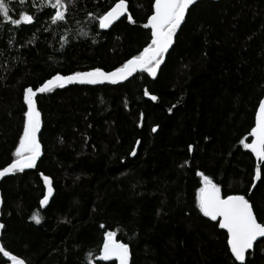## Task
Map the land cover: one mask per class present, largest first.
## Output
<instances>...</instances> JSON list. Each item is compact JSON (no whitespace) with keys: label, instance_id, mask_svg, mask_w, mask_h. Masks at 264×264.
Segmentation results:
<instances>
[{"label":"trees","instance_id":"trees-1","mask_svg":"<svg viewBox=\"0 0 264 264\" xmlns=\"http://www.w3.org/2000/svg\"><path fill=\"white\" fill-rule=\"evenodd\" d=\"M118 1L66 0L65 20L52 24L56 10L42 0H4L33 23L0 16V169L23 134L25 88L56 73L111 71L150 43L153 0H125L127 15L99 28ZM263 97L264 0L197 2L155 78L138 72L36 97L43 155L0 182V247L27 264H115L95 260L111 231L128 244L129 264H240L218 221L199 211L197 172L222 197L245 196L264 223V162L241 143L251 142ZM43 176L54 191L44 208ZM245 264H264V238Z\"/></svg>","mask_w":264,"mask_h":264},{"label":"snow or ice","instance_id":"snow-or-ice-1","mask_svg":"<svg viewBox=\"0 0 264 264\" xmlns=\"http://www.w3.org/2000/svg\"><path fill=\"white\" fill-rule=\"evenodd\" d=\"M42 2L56 9L55 14L51 16L52 24L65 20L66 0H42ZM196 3L197 0H155L154 12L147 18V23L143 25L144 28L151 30L150 43L138 55L127 60L114 71L105 72L96 68L92 71L76 72L67 76L57 74L35 90L32 87L25 89L23 101L27 106V111L24 113L23 134L19 137V144L15 148L13 154L15 158L7 167L0 170V178L16 172H23L25 169L35 168L41 156V144L37 136L41 129V113L36 107L35 99L38 94L48 93L56 87L63 88L66 84L73 83L114 85L137 71L155 77L165 54L174 43L177 30L185 21L186 13ZM125 11V0H119L110 11L99 17V28L108 29L125 15ZM0 16L5 19L9 18V8L4 0H0ZM127 19L129 22H133L130 15L127 16ZM11 23L15 25L32 24L33 16L22 14L19 19L12 20ZM145 95L148 93L145 92ZM151 99L155 100L156 97L152 96ZM152 131L155 132L156 128H153ZM250 136L252 137L250 143H244V141L241 143L255 154L259 161L264 162V99L259 101L258 110L255 113V126L251 128ZM189 150H191V146H189ZM135 154L133 151L132 155ZM197 175L201 177L203 185L199 188L196 196L199 211L204 217L218 221L219 228L226 230L227 246L230 248L232 256L240 264H245L246 252L253 248L254 242L258 238H264V223L258 222L253 206L245 196L228 195L224 198L221 195L220 187L213 183L212 179L200 172H197ZM255 179H261L259 166ZM43 180L48 194L44 196L41 205H44L52 194L51 179L48 176H43ZM32 218L36 223L40 222L38 216L34 215ZM3 227L4 225L0 224V228ZM0 253L12 261V264H24L23 260L11 255L3 247H0ZM99 259L105 261L114 259L119 264H129V246L126 243L118 242L115 239V233L109 231L104 236Z\"/></svg>","mask_w":264,"mask_h":264},{"label":"bare ground","instance_id":"bare-ground-1","mask_svg":"<svg viewBox=\"0 0 264 264\" xmlns=\"http://www.w3.org/2000/svg\"><path fill=\"white\" fill-rule=\"evenodd\" d=\"M203 1V0H202ZM208 1H210V0H208ZM125 3H126V5H127V2L125 1ZM192 7V6H191ZM127 14H125L124 16H126ZM186 15H187V13H186ZM123 16V17H124ZM123 17H121V18H123ZM5 21H9V22H11L12 20H17V17H16V15H14V14H11V13H9V18L8 19H5V18H3ZM117 22V21H116ZM115 23V22H114ZM111 27V26H110ZM109 27V28H110ZM108 28V29H109ZM102 30H106V29H102ZM177 35V34H176ZM176 37V36H175ZM174 42H175V38H174ZM174 44V43H173ZM173 46V45H172ZM170 50V49H169ZM167 55V54H166ZM132 58V57H131ZM130 58V59H131ZM165 58H166V56H165ZM165 58H164V60H165ZM127 60H129V59H126L122 64H121V66L124 64V63H126L127 62ZM163 60V61H164ZM121 66H119V67H121ZM116 69V68H115ZM115 69H113V70H111V71H114ZM87 71H92V70H86V71H82V72H87ZM103 71H105V70H103ZM105 72H110V71H105ZM138 72H140V71H137V72H135V73H133L131 76H129L126 80H124L123 82H118V83H125V82H127L128 80H130V78L131 77H133L134 76V74H136V73H138ZM57 74H59V75H62V74H60V73H56V74H54V75H52L51 77H49L48 79H51L53 76H55V75H57ZM72 74H74V73H71V74H68V75H72ZM157 75V74H156ZM62 76H67V75H62ZM151 77V76H150ZM156 77V76H155ZM155 77H151V78H155ZM47 79V80H48ZM46 80V81H47ZM45 82V81H44ZM43 82V83H44ZM43 83H41L40 85H42ZM106 84H108V83H105V84H100V85H106ZM40 85H38V86H40ZM38 86H36V88L38 87ZM27 88H29V87H27ZM27 88H25V89H27ZM36 88H33V89H36ZM25 89H24V91H25ZM145 92H147L148 93V91L147 90H145L144 91V95H145ZM23 94H24V92H23ZM145 98H148V99H151V97H152V95L151 96H149V94L148 95H145L144 96ZM261 99H264V97L263 98H261ZM260 99V100H261ZM259 100V101H260ZM258 105H259V102H258ZM258 105H257V108H258ZM257 108H256V111H257ZM256 113V112H255ZM254 126H255V121H254ZM137 142H139L138 140L136 141V145L135 146H137ZM42 155H43V148H42V150H41V156H40V158L38 159V161H37V163L40 161V159L42 158ZM257 159V158H256ZM13 160V159H12ZM12 160L10 161V162H8L6 165H4L0 170H2L3 168H5V167H7L11 162H12ZM258 160V159H257ZM37 163H36V165H37ZM13 175V174H12ZM11 176V175H10ZM8 177V176H7ZM4 179V178H3ZM2 181V180H1ZM0 181V182H1ZM42 181H43V178H42ZM43 185H44V183H43ZM44 193H45V186H44ZM44 196V195H43ZM43 198V197H42ZM41 198V199H42ZM40 202H41V200H40ZM40 206H41V204H40ZM103 246V245H102ZM102 246H101V248H102ZM101 248L99 249V253H98V255L95 257V260H97V257L99 256V254H100V250H101ZM129 258H130V255H129ZM234 258V257H233ZM235 259V258H234ZM91 260H93L94 261V258L92 259H88L87 260V262H88V264H90V262H91ZM97 261H105V260H97ZM108 261H115V264H117V262H116V260H108Z\"/></svg>","mask_w":264,"mask_h":264},{"label":"water","instance_id":"water-1","mask_svg":"<svg viewBox=\"0 0 264 264\" xmlns=\"http://www.w3.org/2000/svg\"><path fill=\"white\" fill-rule=\"evenodd\" d=\"M199 1H202V0H197V2H199ZM210 1H217V0H210ZM119 2V1H118ZM117 2V3H118ZM154 3H155V0H153V2H152V13H151V15L153 14V12H154ZM116 4V3H115ZM115 4L113 5V7L115 6ZM112 8V7H111ZM125 8H126V11H125V14H127V5H126V3H125ZM191 8V7H190ZM111 9H109L108 11H110ZM183 24V23H182ZM182 26V25H181ZM181 28V27H180ZM179 28V29H180ZM179 29L177 30V33H178V31H179ZM150 32H151V30H150ZM175 38V37H174ZM167 54V53H166ZM166 54H165V56H166ZM165 58V57H164ZM158 72V71H157ZM126 80V79H125ZM124 80H122V81H120V82H123ZM73 84H78V83H73ZM68 85H72V84H66L65 86H68ZM41 86V85H40ZM39 87V86H38ZM35 90V89H34ZM39 95H42V94H38L37 96H39ZM36 99V98H35ZM36 107H37V103H36ZM38 109V108H37ZM257 110H258V108H257ZM39 111V110H38ZM40 131H41V129H40ZM37 136H38V140L40 141V138H39V136H40V132L37 134ZM40 144H41V142H40ZM41 150H42V145H41ZM255 155V154H254ZM256 157V156H255ZM257 158V157H256ZM25 170H28V169H25ZM10 175H12V174H9V175H6V176H4L3 178H5V177H7V176H10ZM3 178H0V181L3 179ZM43 183H44V180H43ZM44 186H45V183H44ZM52 186V185H51ZM53 188H52V194L49 196V198H48V201L44 204V205H41V207L42 208H44V207H46L47 206V204H48V202H49V200H50V198L52 197V195H53ZM48 194V190H47V187L45 186V193H44V196L45 195H47ZM44 196H43V198L41 199V201L44 199ZM226 198V197H225ZM40 204H41V202H40ZM219 219V218H218ZM222 230H224V229H222ZM225 232H226V230H224ZM226 235H227V233H226ZM260 239H262V238H258V240H260ZM257 240V241H258ZM254 244H255V242H254ZM254 247V246H253ZM102 249V248H101ZM229 250H230V248H229ZM251 250H253V248L252 249H250V250H248L247 252H249V251H251ZM100 252H101V250H100ZM231 252V251H230ZM246 252V253H247ZM99 256H100V254H99ZM99 256L97 257V260H101V259H99ZM18 259H21V260H23L24 261V264H27L26 263V261L24 260V259H22V258H18ZM7 260H8V262H6V263H4V264H12V261H10L8 258H7ZM112 260H114V259H112ZM117 262V264H119V262L118 261H116Z\"/></svg>","mask_w":264,"mask_h":264},{"label":"rangeland","instance_id":"rangeland-1","mask_svg":"<svg viewBox=\"0 0 264 264\" xmlns=\"http://www.w3.org/2000/svg\"><path fill=\"white\" fill-rule=\"evenodd\" d=\"M56 10V9H55Z\"/></svg>","mask_w":264,"mask_h":264}]
</instances>
